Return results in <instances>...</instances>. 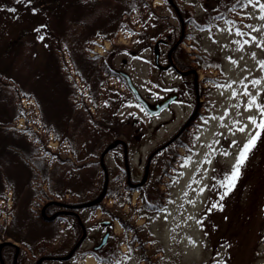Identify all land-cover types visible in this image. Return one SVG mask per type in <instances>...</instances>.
<instances>
[{
  "label": "rangeland",
  "instance_id": "374dc122",
  "mask_svg": "<svg viewBox=\"0 0 264 264\" xmlns=\"http://www.w3.org/2000/svg\"><path fill=\"white\" fill-rule=\"evenodd\" d=\"M31 1L38 4L43 0ZM104 1L114 5L123 2L117 10L119 16L105 24L108 25L105 31L86 33L90 26L98 24L99 27L113 16L111 10L101 4ZM98 4L99 9L92 8L90 15L84 6H71L66 14L63 35L60 34L64 31L63 26L52 19L50 28L61 40L55 43L40 39L36 47V51L43 55L42 61L46 60L50 48L58 51L61 74L68 85L67 102L75 114L83 116V121L64 118L58 79H52L45 92L40 91L41 84L35 79L36 93L32 95L16 91L13 79H10L16 75L2 78L7 81V97L2 103L15 108L18 105L23 112L21 118L15 117L10 125L31 144L33 157H40L51 171L45 176L44 171L42 173L33 164L34 177L29 180V171L28 175L26 171H18L20 168L15 167V161V165L9 163L14 172L9 178L4 173L8 163L3 160L0 164L3 172L0 192L9 196L0 200V224H11L24 204L19 216L21 225L16 230L22 241L17 240V243L24 252L22 264H32L43 254H69L74 238L80 235L74 219L68 214L70 212L59 214L53 222L42 219L39 213L44 202L52 196L51 188L63 193L62 196H52L61 202L75 203L84 195L86 201L87 192L91 190L98 194L104 187L105 169L109 183L101 206L79 210L88 226L87 239L69 259H45L43 264H86L88 256L92 257V264H264V133L240 165L234 186L230 190L222 188L219 182L225 173L231 172L239 145L247 139V131H236L238 126L233 121L247 124L250 131L253 125L248 117L258 113L255 108L251 111L245 109L248 96L233 98L232 89L218 87L245 80V77V83L264 77L259 64L264 60V49L253 44L245 45L243 51L237 50L238 46L232 41L248 37L229 35L225 20H235L241 26L264 22L254 18L241 19L243 12H253L251 7L243 10L236 5V10L230 11L235 0H97ZM177 9L183 12L182 20ZM221 14H225L224 18L212 19ZM74 17L79 21L87 20L88 24L78 22ZM0 19L3 22L4 18ZM2 25L0 22V28ZM10 25V34L15 32L16 35L17 23L11 22ZM103 33L113 34L107 41L108 48ZM121 34L123 40L119 39ZM252 35L259 33L253 32ZM25 40L14 59L18 69L30 56L32 44L29 37ZM172 46L178 48L190 63L186 73L195 70L191 78L183 76L184 69L180 70L169 62L167 54ZM76 47L82 56H92L99 65L108 64L115 73L102 71L95 79L98 80L95 85V76L91 77L86 68H81V73L86 76L84 79L70 56L69 49ZM253 52L255 57L251 55ZM228 56L238 63H231ZM198 58L210 63L212 60L215 65L198 66ZM118 71L128 72L152 104L173 93H178V98L160 113L151 115L136 100ZM17 77V81L22 82L24 79L30 82L33 78L27 74ZM49 77L50 80L53 74ZM193 82L197 84V91L204 92L200 98H196L191 86ZM2 84L4 87V82ZM248 87L254 95L264 90V84L255 87L249 84ZM233 88L243 91L240 83L233 84ZM259 101H264V96L259 97ZM197 103L200 113L188 131L191 137L188 143L172 142L158 149L146 174L150 152L175 136ZM237 104L239 107H232ZM225 109H229L228 115H225ZM213 116L225 118L210 119ZM113 139L127 143L130 172L125 164L123 145L107 149L115 142ZM234 140L239 145L232 146ZM209 144L212 148L208 147ZM225 151L230 154L224 155ZM189 156L192 162L184 166ZM17 158L19 156H15V160ZM206 159L211 163H204ZM25 168L29 170L27 165ZM201 188H204L203 192ZM225 191L227 194L220 200V194ZM159 198L161 204L153 206ZM3 210L5 216L1 213ZM25 210H29L28 219ZM112 212L141 225L139 232L143 231V235L140 233L143 238L136 239L133 231H125ZM105 218L113 222L109 226L98 224L97 220ZM107 231L111 234L108 248L97 252L93 245L99 243ZM5 241L0 238V250ZM26 244L32 246L35 253L32 251L30 255Z\"/></svg>",
  "mask_w": 264,
  "mask_h": 264
},
{
  "label": "trees",
  "instance_id": "16d2710c",
  "mask_svg": "<svg viewBox=\"0 0 264 264\" xmlns=\"http://www.w3.org/2000/svg\"><path fill=\"white\" fill-rule=\"evenodd\" d=\"M56 1H59L58 3ZM122 1V0H121ZM97 0H43L42 2L36 4L31 1V3H27V0H21L20 3H17L15 0H0V17H3V22L0 19V22L3 23L2 27L0 28V164L3 160H6L5 162L8 163L6 170L4 173L6 174L7 177L10 178V176H13L12 174L13 169L10 168V164H14L16 161L17 164L15 167L20 168L18 171L25 172V174L29 175V180L34 177V174L32 170L34 169L33 164L37 165V168L42 171H44L45 176H49L51 174L48 169V166L43 163V161L40 159V157H33V149L31 144L27 141V139L16 131L13 130L12 125H10L11 121L15 119V117H20L23 115V112L21 111L22 108L18 105H16V108L14 105H11L9 107V104L6 105L5 103H2V99H5L7 95H5V84L7 81L3 80V76L6 77H12V75H16L15 78L12 77L10 79H13L14 83L13 86L16 88V91H23L27 92V94H32L36 91L34 90V83L36 82L35 79H37V83L41 84L40 86V91L45 92L48 91L47 85L50 84L52 79H58L59 84L61 85L60 90L61 93V101H62V107H64V118H69V119H77V120H82L83 121V116L81 114H75L73 110L70 108V105L67 102V98L69 97V91L67 90V83L64 82V76H62V67L60 66V61L61 59L60 56H57L59 53L58 51L55 52L54 48H50V51L48 53V56H46V60L42 61L43 55L37 50V44L40 39H38L39 36H43L44 39H49L55 41H60L61 38L58 36L56 37V34L54 35L52 29L50 28L52 25V19L54 22V19L58 21L61 26H63L64 31L62 30L60 32L61 35L65 34V28L64 26L67 24L66 22V14L69 12V8L78 6L79 8H82L84 6V10L89 9L87 11V14H91V9L96 8L97 10L99 9V5H96ZM104 6H107L109 11L111 10V13H113V16L110 17V19L106 22H103L101 26L98 27L97 25H94L93 27L90 26V28L87 29L86 33H92L94 31H97L96 34L99 31H105L108 25L111 23L115 18L119 16V13H117L119 8L124 4L123 2H119L117 5H114L111 2L104 1L101 2ZM76 7V10L77 8ZM15 8L16 11L12 12L9 11L8 9ZM125 8V7H124ZM35 10V11H34ZM125 10V9H124ZM131 10V9H130ZM128 10V11H130ZM75 11V10H73ZM76 13V11H75ZM177 14L181 18L183 17V12L179 11L177 9ZM75 20H77L76 17H74ZM78 22H83L85 24L87 23V20H77ZM17 23L18 32L15 35V32L13 34H10V23ZM57 24V25H58ZM35 26V29L33 28ZM103 26V27H102ZM39 29V32L36 33V30ZM80 33H77L79 35ZM60 35V36H61ZM52 36H55L54 38ZM76 36V35H75ZM98 36V35H96ZM93 36V37H96ZM103 37L106 38H111L112 35L108 34H102ZM25 37H29V42L32 44V47H30V56L29 60L23 65V67L19 66V69L16 67L14 64V59L17 55L18 48H21V45H23L26 40ZM79 38H75L74 40H78ZM68 41L67 39H63ZM62 40V41H63ZM64 42V43H65ZM62 43V42H61ZM62 45V44H61ZM77 48V47H76ZM70 48V56L73 57V62L77 69L79 68V73H81L80 69L81 68H86L87 72L89 75L91 74V77H94V83L95 85H98V80L95 81L96 78L100 77L101 72L106 70L108 72L115 73L114 70L108 64L104 63L103 65H99L97 61L92 56H82V54L78 51V48ZM58 53V54H57ZM170 59L175 63L179 68L188 70L190 68V63L187 61L186 57H184L180 50L178 48H173L171 52ZM208 62V63H207ZM215 62L211 60V63L208 60H204L201 58H198V66L201 67H210L214 66ZM42 67V68H41ZM40 68V69H39ZM25 74L29 75V77H33L30 82L28 79H24V82L21 80H18L17 76H22L24 77ZM40 75L42 78H37L34 75ZM53 74V77L49 80V76ZM82 74V73H81ZM192 75H195V73L190 70L189 73H186L184 76L186 78H191ZM45 77V78H43ZM82 77L86 79V76L82 74ZM35 81V82H33ZM2 82H4V87ZM101 83V82H100ZM28 84V85H27ZM194 93L196 96H201L203 95V91H197V84L196 82L191 84ZM53 90V89H52ZM38 93V92H37ZM11 95V93H9ZM43 100V99H42ZM69 100V99H68ZM46 105L47 103L44 102ZM59 107V106H58ZM61 107V108H62ZM59 107V109H61ZM200 113V108L199 105L195 106L194 112L192 116L187 119L183 125L179 128L178 132L175 134L173 141L177 142L178 144L186 145L188 141L190 140V131L191 127L194 125V119L198 117ZM56 129V128H55ZM58 136V134H57ZM59 137V136H58ZM115 141V139H113ZM76 151V150H75ZM154 151V150H153ZM77 152V151H76ZM79 152V151H78ZM15 156H19L15 160ZM19 163V164H18ZM25 164V165H24ZM15 165V164H14ZM26 165L27 169L26 170ZM25 166V167H24ZM17 171V172H18ZM2 170L0 169V182H2ZM24 174V173H23ZM15 178V177H14ZM6 180V179H5ZM12 187V186H11ZM86 188V186H85ZM132 188V187H131ZM97 191L91 190L87 195V200L96 197L98 194L96 193ZM45 194L48 195V192H45ZM107 194V193H106ZM51 195L52 196H62L63 193H60L56 191L55 189L51 188ZM50 196L49 199L52 198ZM3 197L2 192H0V198ZM85 195L82 197L80 196V201H84ZM162 202V199L159 198L158 202L154 204L153 206H158ZM64 206L63 203H57L51 200H48L44 202L42 208L43 211L39 213V217L42 219H47L46 214H56L55 211L57 209H62ZM95 206L100 207L101 202L97 203ZM24 204L21 205L19 214L15 215L11 222V224H5V225H0V238H8V237H13L16 240H21L19 236L16 234L17 226L21 225V222L19 220L20 212L23 210ZM107 211V209H105ZM109 211V210H108ZM29 210H25L24 214L26 219L29 217L27 215ZM111 213V211H109ZM113 217L118 218L121 223L123 224L125 231H133L135 233V238L136 239H142L143 236H140V233L143 235V231L139 232L141 230V225H137L134 222H131L127 218H123L121 214L112 212ZM30 216V215H29ZM145 242V240L143 241ZM143 242H141L143 244ZM146 257L145 255H143ZM143 257V258H144ZM10 263L13 262V259L9 261ZM0 264H4V260L0 254Z\"/></svg>",
  "mask_w": 264,
  "mask_h": 264
},
{
  "label": "snow or ice",
  "instance_id": "6c2138e0",
  "mask_svg": "<svg viewBox=\"0 0 264 264\" xmlns=\"http://www.w3.org/2000/svg\"><path fill=\"white\" fill-rule=\"evenodd\" d=\"M17 3H20L21 0H16ZM27 3H31V0H27ZM236 5H239L241 9L246 10L249 7L253 9V12H243L241 19H256L260 22H264V0H235V4H233L232 8L230 11H235L236 10ZM9 11L15 12V8L8 9ZM35 11V10H34ZM225 14H221L220 16L213 17L212 19H221L224 18ZM226 24L229 25V27L226 29V31L229 33V35H235L237 37H245L247 36V39H237L233 40L232 43L237 45V50L243 51L245 48V45H255L258 48L264 49V23H260L258 25H253V24H246L242 25L231 19H226L225 20ZM247 28L250 31L245 32L243 29ZM219 31L223 32L225 29H218ZM39 32V29L36 30ZM259 33V35H252V33ZM43 36H39L38 39H43ZM215 43L216 41L213 40ZM222 47L227 48L228 45H223ZM253 57H255L256 53L253 52L251 54ZM227 59L233 63L236 64L238 61L234 60L232 56H228ZM260 68L264 70V60H261L259 62ZM245 80H247V77H245ZM245 80L241 81H232L228 84L224 85H218L220 88H229L232 89L231 96L235 98L238 95H243V96H248L249 100L247 104L245 105V109L248 111H251L253 108L257 110L258 115H252L248 117L249 122L253 125L252 130H248V125L247 124H242L241 121L239 120H234L233 123L237 125L238 127L236 128V131H239L241 133H244L247 131V139L246 141L242 144L239 145L238 141H232V146H237L239 145V150L237 152V160L236 164L232 166V170L229 173H225L223 179L219 182L220 186L226 190H230L232 186H234L235 180L239 174V168L240 165H242L247 157V154L251 151V149L255 146L257 140L261 137V134L264 133V101H259L258 98L264 96V90L257 91V93L254 95L252 92L249 91L248 85L251 84L252 86H258L261 84H264V77L262 78H257V79H252L245 83ZM240 83L243 85V91L238 92L236 89L233 88V84ZM232 107H239V104L233 105ZM229 109H225V115H228ZM225 117H210V119H220L223 120ZM207 123V120L204 121ZM231 131V129H230ZM198 139V137H197ZM215 143H219V141H216ZM209 148H212V145H208ZM213 152H215V149H212ZM224 155H229L230 153L224 152ZM191 157H187L185 160V165L188 166L191 164ZM204 163H211L210 159H206ZM198 183V182H197ZM201 192L204 191V188L200 189ZM227 194V191L223 192L220 194V200H223L224 196ZM189 203H194V201H189ZM167 217H165L166 219ZM198 223H202V221H198Z\"/></svg>",
  "mask_w": 264,
  "mask_h": 264
},
{
  "label": "flooded vegetation",
  "instance_id": "af4514ba",
  "mask_svg": "<svg viewBox=\"0 0 264 264\" xmlns=\"http://www.w3.org/2000/svg\"><path fill=\"white\" fill-rule=\"evenodd\" d=\"M171 48L169 50V53L171 52ZM151 105L154 106L155 104L151 103ZM173 139H174V137L172 136L166 142L159 145L158 148L154 149V151L151 152L152 155L154 156L155 152L158 149L163 148V146H165L166 144L174 142ZM113 144H114L113 148L118 146L119 144L123 145L124 152H125L124 153L125 164H126V167L128 168V172H130V170H129V158H128V153H127V150H128L127 143L122 139H117L115 142H113ZM153 156L150 157L151 160H152ZM102 160H103V157H102ZM148 160H149V156H148ZM66 204L67 205H64L62 210L57 209L55 211L56 214L52 217L51 221L53 219H55L57 216H59V214H61V213L70 212L68 214L71 215L70 217L74 219V222H73L74 226H76L78 228V231H79L78 234H80V235H76V237L74 238V240L71 244L70 250L68 251V253L72 257V256H74V254L76 252H78V250L80 249V247L82 246L84 241L87 239L88 226H87V223L81 217L80 212H79V210L83 207L77 206V203L75 204L72 202H67ZM69 215H68V217H69ZM97 222H98V224H104L105 226H109L111 224V222L107 219L97 220ZM108 232H109V236L104 241H103L104 236H102L100 242L93 245L94 250H96L97 252L108 248L109 238L111 236L110 231H108ZM26 245H27V248H29V252L31 255L32 254L31 252L34 249L32 246H30L28 244H26ZM2 253H3L4 264H22L24 252L22 251L21 244L17 243V244H13V245L12 244L4 245L3 249H2ZM33 253H35V252L33 251ZM61 254H63V253L40 255L39 257L36 258V260L32 264H36L38 261H40L39 264H43L44 260L49 258L48 256H51V258H53V257L55 258L57 255H61ZM11 259H13L12 263L9 262Z\"/></svg>",
  "mask_w": 264,
  "mask_h": 264
},
{
  "label": "water",
  "instance_id": "95a60500",
  "mask_svg": "<svg viewBox=\"0 0 264 264\" xmlns=\"http://www.w3.org/2000/svg\"><path fill=\"white\" fill-rule=\"evenodd\" d=\"M121 74L126 78L127 85L130 88V90L132 91V93L134 94L135 98L142 104L144 109L150 114L160 113L164 108H166L172 101H174L177 98V94H172V95L168 96L167 98H165L163 101L158 102L155 106H151L150 103L144 98V96L140 92L139 88L134 84L131 75H129L127 72H121ZM112 145L113 144H111L108 148H110ZM149 164H150V162H148V164H147L146 174H147L148 169H149ZM105 174H106L105 184H104V187H103V190L101 191V193L96 198H94L92 200H88V201L79 203V206H91L97 202H100L104 198L106 190H107V184L109 181V175H108V172L106 169H105ZM107 235H108V233H106V235L104 236V239L107 237ZM4 243L15 244L11 241H7ZM2 245H4V244H2ZM69 256H70V254L65 255V256H61V257L68 258ZM39 263H40V261H38L36 264H39Z\"/></svg>",
  "mask_w": 264,
  "mask_h": 264
},
{
  "label": "bare ground",
  "instance_id": "6f19581e",
  "mask_svg": "<svg viewBox=\"0 0 264 264\" xmlns=\"http://www.w3.org/2000/svg\"><path fill=\"white\" fill-rule=\"evenodd\" d=\"M85 263L86 264H92V257L91 256H88L85 260Z\"/></svg>",
  "mask_w": 264,
  "mask_h": 264
}]
</instances>
